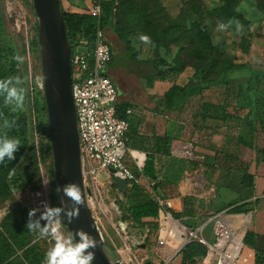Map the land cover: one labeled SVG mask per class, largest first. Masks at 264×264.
Masks as SVG:
<instances>
[{"label":"rangeland","instance_id":"obj_1","mask_svg":"<svg viewBox=\"0 0 264 264\" xmlns=\"http://www.w3.org/2000/svg\"><path fill=\"white\" fill-rule=\"evenodd\" d=\"M224 1L135 0L138 7L131 8L126 14H122L119 24V29L130 30L128 39L131 41V48L137 51V54L133 55V61L138 63L158 58L164 60L165 65L182 67L183 71L178 82L180 85L186 84L191 80L198 61L193 53V43L196 41V24L200 23L207 28L214 43L221 46L222 52L219 54L221 63L233 59L236 63H247L252 70H264V0H242L240 2L236 8L243 18L239 21L242 25V30L239 32L236 30V25L227 30H219L218 26L222 22L214 11L222 6ZM140 35H147L150 43L140 41ZM242 36H247L252 43L250 56L242 54L238 47ZM106 38L114 43L117 53L124 57L127 56L129 52L119 43L117 33L110 31L108 35L106 34ZM1 42L4 45L0 46L2 54L6 56L5 61L16 64L17 76L24 81L18 86L25 89L24 107L21 110H14L15 106L10 105L9 112L15 115L23 112L26 114L28 145L19 161L10 168L7 174L8 192L0 194V197L3 196V204L0 206V264H42L46 251L53 242L50 239L34 242V234L26 228L28 211L34 207L43 210V204H40L42 201L56 206L57 200L55 198L56 184L52 174L53 157L48 116L43 109L45 62L39 44L38 20L32 0H0V44ZM80 50L85 51V47H80ZM17 56L22 58V62L15 59ZM119 64L121 74L129 76L132 81L136 79L139 81L143 77L144 71L141 65L127 70L123 61ZM122 84L121 80L120 85ZM230 87L234 88L232 92ZM230 87H212L205 91L203 98L213 103L227 104L228 110L239 111V115L244 117L251 108L249 104L254 94L253 80L249 75L239 76L231 82ZM200 99V96L194 97L185 103L186 106L184 104L182 112H184L185 120H193ZM244 124L247 127L248 123L244 122L243 126ZM0 126H2L1 120ZM1 129L2 127L0 131ZM228 130V132L226 129L220 130L215 140L221 143V134L236 135L239 131L235 132L233 128H228ZM229 139L228 136L227 140ZM227 140L225 145L227 150L238 153L243 160L254 164L255 151L238 146L235 140L229 143ZM262 143L263 141L260 140L259 145L262 146ZM203 152L202 149L194 147L192 157H184L196 163L191 166L194 168L191 173L186 175L181 182L185 185L189 181L190 187L188 186L187 190L183 189L182 185L180 188L176 187L168 191L165 198V200H170L172 207L178 211L183 208L182 196L196 198L198 200L196 216L190 219L187 217L178 219L171 215V218L179 221L188 230V241L194 239L190 235V231L194 229L198 231V237L204 238L213 245L217 242L218 224H224L225 219L233 216H248L244 230L238 232L243 235V249H245L244 238L247 231L253 227L255 211L259 206L249 212L238 214L230 213V207L222 208L221 204L224 203L225 195L220 193L217 186L209 180L211 174L205 165L208 157H213V154L203 155ZM41 176H46L50 181L47 188L42 186ZM198 176H203L206 182L199 184ZM98 183L101 192L94 197V204L90 206L99 235L113 261L119 264H163L162 258L170 259L183 247L186 232L181 229V240L176 245L175 251L168 256L161 253L159 247L162 239L161 230H163L162 219L159 229L147 238L146 232L135 226L129 219L124 220L123 214L127 199H124L112 183L108 182L105 172L102 173ZM37 193L40 195L38 196ZM226 196V201H230L234 198V193H227ZM199 220L202 222L198 223ZM44 223L45 221H41V224ZM63 231L66 235L69 233L65 225H63ZM141 244H145L146 247H137ZM244 254L243 259L248 260L249 252L244 250ZM209 257L212 258L213 264H218L220 256L217 253H211ZM240 259L241 256L235 262L238 263ZM172 264H177L176 260ZM247 264L250 262L248 261Z\"/></svg>","mask_w":264,"mask_h":264},{"label":"trees","instance_id":"obj_2","mask_svg":"<svg viewBox=\"0 0 264 264\" xmlns=\"http://www.w3.org/2000/svg\"><path fill=\"white\" fill-rule=\"evenodd\" d=\"M61 1V0H60ZM242 0H225L224 4L215 9L222 23L227 24L229 20L241 21L243 18L237 12L236 8ZM62 6V2H61ZM138 7L135 0H105L103 2V13L100 19L91 16L85 12H70L63 8L62 12L65 19V25L68 38L72 48L77 41L84 38L88 41L89 49L95 42V33L100 25L105 30V35L117 33L118 41L127 50V56H122L117 53V48L114 43H109L112 49V60L107 67L105 74L115 83L119 92L127 94L131 89L132 80L129 76H124L119 70L120 61L127 70L134 69L136 65H141L144 71L143 77H148L152 85L154 79L174 81L183 71L182 67L165 65L164 60L152 58L141 62H134L133 55L137 54L134 48H131V41L128 39L130 30L127 28L119 29L121 15L126 14L131 8ZM233 23L230 27H234ZM196 41L193 43V53L198 58L195 65V72L189 82L184 85L174 83L166 93V108L173 111L178 103L183 105L191 98L200 96V102L192 120V129L190 133V142L195 146H201L213 153V157H208L205 163L207 171L210 172L209 180L214 183L224 193L222 208H229L230 213H246L254 210L259 206L260 198L252 200L255 195V177L257 167L261 162H264V70H252L247 63H236L232 60L220 62L219 54L222 48L219 44L214 43L207 28L203 25L196 24ZM120 31V32H119ZM2 46H4L1 42ZM238 47L242 54L250 56L252 51V43L247 36H242ZM6 56L2 54L0 46V79L8 77H17V66L14 62L8 63L5 61ZM126 70V71H127ZM249 75L253 80V97L250 98L251 108L244 117L239 115V111L228 110L227 104H217L205 100L203 98L205 91L212 87L224 86L230 87L231 82L238 79L239 76ZM122 80L123 84L120 85ZM137 80V79H136ZM229 89V88H228ZM234 88L230 87L232 92ZM230 92V93H231ZM229 93V94H230ZM126 101L117 103V115L125 118L124 114L128 107ZM46 113V103L43 108ZM10 106H5L4 97L0 95V120L5 118L16 120V126L8 130L10 137L19 138L21 147L16 153V159L6 161L5 164H0V194L7 193L9 185L6 181L7 174L12 166L19 161L23 152L28 145L27 136V116L19 113L12 114ZM247 121V122H246ZM248 123L245 128L246 134L238 136L232 134L222 135V143L213 141V137L220 133L221 127L227 125L229 128L235 129L242 123ZM1 129L0 134L3 133ZM233 131V130H230ZM229 136V140H227ZM172 137L165 135L158 138L156 152L170 157L168 165L162 172H158L155 164L156 157L150 155L145 160L143 173L154 181L153 192L155 195L144 191L140 186L133 185L126 187L125 191H120L124 199H127V204L124 207V220L129 219L135 226L140 229L149 228L157 231L159 228L160 217L165 214V208L157 200V196L161 199L166 198L168 191L176 188L182 174L186 171L193 170L191 166L196 165L193 161H186L171 156L170 142ZM227 143L235 140L236 144H241L255 151L256 157L254 164L243 160L238 154L225 148ZM263 141V145H259V141ZM211 159V160H210ZM253 168V170H252ZM52 174L54 172L52 169ZM216 176V178H214ZM116 187V186H115ZM234 193V198L226 201V194ZM55 198L58 203V194L55 188ZM197 199L192 196L184 197L183 210L179 212L175 207L167 210L175 218H193L195 217ZM3 204V196L0 197V206ZM202 221L199 220L198 223ZM194 230V229H193ZM245 244L253 247L256 251V264H264V235H259L253 229L247 231ZM208 246L197 239H192L181 250L182 264H199V261L204 259L208 254Z\"/></svg>","mask_w":264,"mask_h":264},{"label":"built area","instance_id":"obj_3","mask_svg":"<svg viewBox=\"0 0 264 264\" xmlns=\"http://www.w3.org/2000/svg\"><path fill=\"white\" fill-rule=\"evenodd\" d=\"M104 1L88 0L87 13L100 19ZM80 47H85V51H81ZM112 56V49L100 25L96 29L95 42L90 49L88 41L81 38L71 52L72 93L77 113L84 184L90 191L88 195L90 205L94 204V197L101 192L98 182L104 172L108 176V182L112 183V186L120 193L118 186L113 184L111 168L115 170V175L127 181V186H140L144 191L155 195L152 191L154 181L143 173L144 157L140 152L128 147L130 121L127 117L121 118L117 115L118 89L105 74ZM136 113L134 108L126 110L127 115ZM128 153L137 166V172L125 162ZM156 198L165 208V214L160 217V221L171 218V213L167 209L172 208V202L162 200L158 196ZM43 203L46 201L40 204ZM222 227V224H218L217 242L213 245L208 244L204 238L198 237L197 230L190 231L194 239L208 245L209 255L217 253L220 256L218 264H224L226 258L223 252H227L231 245L230 241L223 248L222 253L216 250V246L224 238L222 229L226 228ZM122 230L126 233L124 229ZM239 257H235L233 262L236 263Z\"/></svg>","mask_w":264,"mask_h":264},{"label":"water","instance_id":"obj_4","mask_svg":"<svg viewBox=\"0 0 264 264\" xmlns=\"http://www.w3.org/2000/svg\"><path fill=\"white\" fill-rule=\"evenodd\" d=\"M32 3L38 20L39 44L45 62L44 97L56 189L69 182H75L80 185L88 202L90 191L84 184L77 113L72 93V46L67 35L61 1L32 0ZM110 172L113 184L121 191H125L127 181L115 175L114 169L111 168ZM57 194L60 206L61 199L67 198L62 192ZM68 204L71 206L70 201ZM64 222L69 232L83 229L98 241V247L93 250L96 256L92 264H119L113 261L106 251L89 202L87 207L81 206L78 219H74L71 224H68L66 219ZM189 242L190 239L186 244ZM137 247L145 248L146 245L141 244Z\"/></svg>","mask_w":264,"mask_h":264},{"label":"crops","instance_id":"obj_5","mask_svg":"<svg viewBox=\"0 0 264 264\" xmlns=\"http://www.w3.org/2000/svg\"><path fill=\"white\" fill-rule=\"evenodd\" d=\"M61 2L63 8L70 12L83 13L85 12V10H87L88 6V0H61ZM180 74L178 75V78L174 81L156 78L153 80L152 85L149 84L150 80L148 77H142L139 81H132L131 89L127 94H124L122 91L119 92L118 102L120 103L122 101H126L129 104L126 110L128 108H134L137 111L135 115H127L126 111L124 113L130 121L131 125L128 134V147L132 150H136L141 153L142 157H144V164L148 156L154 155L156 157V168L159 173L162 172L164 168L168 165L167 162L170 157L164 156L162 155V153L156 152L158 138H162L165 135H169L172 137V140L170 142V152L172 157L189 161V159L184 157H192V150H194V145L189 140L192 129V121L184 119V112H182V104L178 103V106L173 111H169L166 108L167 102L165 95L174 83L179 84L178 80ZM186 105L187 104H185V106ZM228 128L229 127L227 125H223L221 127V130L226 129V131L228 132ZM236 130H239L236 133L237 136L239 134L244 136L246 134L245 124L243 126L242 123L240 126L234 129L235 132ZM217 136H219V134H216L213 137V141L218 143V140H215V137ZM220 137V141L222 143V134L220 135ZM238 146L247 148L239 143ZM195 148L202 149L204 151L203 155H205V153L213 154L212 152L203 149L201 146H195ZM125 162L128 166L133 168L135 172H137V166L129 153L125 157ZM191 171L192 170L186 171L182 174L177 185L178 188H180L181 185L183 187L185 185L190 187L191 183L189 181L185 185L181 184V182L186 175L191 173ZM203 178V176H198V181H200L199 184H203L204 182H206V180H204ZM184 197H186V195L182 196V202H184ZM256 198H260L261 201L259 203V208H257L255 211L256 214L252 229L259 235H264V162H261L257 167V173L255 177V195L252 200H255ZM178 225L179 224L177 222H170L167 224V230H165L162 234L160 245L167 243L168 245H174V247H176V245L180 243L181 233L178 228ZM142 230L146 232L147 238L154 233V231L149 228H145ZM244 250L248 251L250 254L247 261H249L250 264H256L255 249L246 244ZM178 251L170 259L162 258L163 264H172L173 262H175V260L177 264H182V254L181 251ZM168 253L169 252H166V254ZM199 264H213L212 258L209 257V251L207 256L201 261H199Z\"/></svg>","mask_w":264,"mask_h":264},{"label":"clouds","instance_id":"obj_6","mask_svg":"<svg viewBox=\"0 0 264 264\" xmlns=\"http://www.w3.org/2000/svg\"><path fill=\"white\" fill-rule=\"evenodd\" d=\"M233 23H235L238 32L242 30L240 22L234 20H229L227 24H219V30H227ZM139 39L144 43H150V38L147 35H140ZM15 59L22 62V58L19 56ZM23 83L24 81L18 76L0 79V95L4 97L5 106L14 105V110L23 109L25 89L18 87ZM14 126H16V120L7 118L0 126L4 130L0 134V164L15 160L16 153L21 147L19 138L8 135V130ZM41 177L42 186L47 188L50 181L46 176ZM56 192H62L63 196L67 198V200L61 199L60 206L43 203V210L34 207L28 211L26 228L34 234V242L43 239H50L53 242L46 251L42 264H92L96 256L93 250L98 247V241L83 229L70 231L67 235L63 231L65 219L68 224H71L74 219L79 218L81 206H88L82 189L77 183L69 182L62 188L57 187ZM37 195L39 196L40 193ZM68 201L71 202V206ZM41 221H45V223L41 224Z\"/></svg>","mask_w":264,"mask_h":264},{"label":"bare ground","instance_id":"obj_7","mask_svg":"<svg viewBox=\"0 0 264 264\" xmlns=\"http://www.w3.org/2000/svg\"><path fill=\"white\" fill-rule=\"evenodd\" d=\"M205 180V178H203ZM200 181H198L199 183ZM188 186L185 185L183 189H188ZM248 216H240V217H230L229 219H225L224 224L222 223L223 227L226 228L225 230L222 229V232L224 233V238L221 240L220 244L216 246V250L220 251L222 253V250L224 247L228 245V243L231 241V245L228 247L227 252H223V256L226 258L224 264H247V259H243L244 254V243H243V235L241 234L242 230H244L245 226L247 225ZM228 221V223L226 222ZM170 222H177L179 230L183 229L186 234V239L183 243V246L188 241V230L177 220L170 218L169 220L162 219L163 224V230L162 234L165 230H167V224ZM222 227V228H223ZM241 230L240 233H238ZM241 235V236H240ZM178 242V241H177ZM170 243V242H169ZM174 245H168L167 243L161 244L159 249L160 252L164 255H169L174 252ZM166 252H169L166 254ZM245 255V254H244ZM237 256H241V259L238 263H234V258ZM248 256V255H245ZM243 259V260H242Z\"/></svg>","mask_w":264,"mask_h":264}]
</instances>
